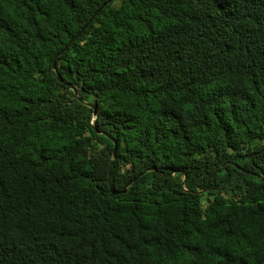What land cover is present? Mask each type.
<instances>
[{"label":"trees","instance_id":"trees-1","mask_svg":"<svg viewBox=\"0 0 264 264\" xmlns=\"http://www.w3.org/2000/svg\"><path fill=\"white\" fill-rule=\"evenodd\" d=\"M106 2L0 0V264H264V0H112L55 71Z\"/></svg>","mask_w":264,"mask_h":264},{"label":"water","instance_id":"water-1","mask_svg":"<svg viewBox=\"0 0 264 264\" xmlns=\"http://www.w3.org/2000/svg\"><path fill=\"white\" fill-rule=\"evenodd\" d=\"M112 0H108V2H110ZM104 3L95 13L94 15L88 20V22L82 27V29L70 40V42H68L63 48L61 51H59L54 59V64H53V68L54 70L56 71L57 70V61L60 57V55H62L63 52H65L69 46L71 45L72 42H74L75 40H77L80 35L84 32V30L87 28V26L94 20V18L97 16V14L102 10L103 7L106 6V4L108 3ZM58 79L61 81V82H64L66 83V81L63 79L62 76H60L58 74ZM72 87V85H70ZM75 91V96L78 98V94ZM87 104V106H89L90 108H92L93 110V118H95L97 116V109H98V103H97V98H95V101L94 102H85ZM116 148H117V144L116 142L114 141V149H113V153H112V156H111V160H110V166H109V172H108V180H109V185H110V188H111V193L116 195V194H120V193H125L127 192L128 190V187L132 184V183H135L144 173L148 172V171H157V168L156 167H152V168H148V169H145L143 172H141L139 175H137L130 183L129 185L124 188L123 190H117L115 189L113 186H112V176H111V172H112V164H113V160L114 158L116 157ZM264 178V177H263ZM185 181H183V184H184ZM219 190V188H217Z\"/></svg>","mask_w":264,"mask_h":264}]
</instances>
